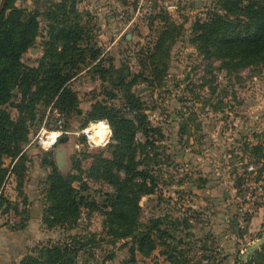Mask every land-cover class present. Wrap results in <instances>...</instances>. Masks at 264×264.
<instances>
[{"label": "rangeland", "instance_id": "rangeland-1", "mask_svg": "<svg viewBox=\"0 0 264 264\" xmlns=\"http://www.w3.org/2000/svg\"><path fill=\"white\" fill-rule=\"evenodd\" d=\"M224 1L10 0L6 16L14 9L37 16L38 34L21 62L36 69L39 84L15 88L0 106L25 137L19 156L3 159L0 264L65 243L76 248V264H264V244L249 253L264 236V59L233 60L196 41L214 13L246 23ZM55 50L64 57L55 73L69 76L64 88L72 95L62 104V90L54 94L45 82L56 75L47 57ZM55 109L64 114L62 128L53 123ZM100 111L105 118L93 116ZM118 118L132 122L137 169L156 185L139 203L140 230L160 220L167 236L153 232L149 256L105 225L115 189L95 170L99 159L113 158L110 119ZM93 125L102 126L100 135ZM58 130L55 145L39 143ZM55 173L84 199L75 222L51 213Z\"/></svg>", "mask_w": 264, "mask_h": 264}, {"label": "trees", "instance_id": "trees-1", "mask_svg": "<svg viewBox=\"0 0 264 264\" xmlns=\"http://www.w3.org/2000/svg\"><path fill=\"white\" fill-rule=\"evenodd\" d=\"M224 3H226L224 8L227 12L234 14V10L243 11L246 23L241 25L238 22L237 24L236 22L240 21L238 18L225 21L214 13L209 22L199 25L200 34L196 36L197 43L201 47L210 43L220 53L223 52L233 60L254 62L257 59H264V0L260 2L248 0L244 7L240 6V2L225 0ZM9 5L10 0H7L5 11ZM5 11L0 14V106L11 100L12 91L15 88H25L28 91L34 82L39 84L38 79L31 75L36 73V69L24 66L21 62L22 55L33 45L38 34L37 16L26 15L21 9H14L6 16ZM244 29H246L245 33H242ZM221 35L223 38L219 39ZM74 36L71 34L69 41ZM167 39L168 31L166 30L155 45L156 53L163 49ZM47 57L51 60L49 72L56 75L51 77L50 74V78L48 77L45 82L50 92L54 94L62 90L58 98V103L62 104L67 96H72L70 91L64 88L69 76L61 72L55 73L54 70L64 57L56 54V50L50 52ZM105 115L106 113L100 111L93 116L105 118ZM110 123L117 142L112 152L113 158L99 159L95 170L115 189L113 194L107 195V207H105L107 209L104 211L107 218L105 225L110 234L117 238L132 237L134 247L144 256H149L157 247L153 232L160 233L161 239L167 236L166 232L160 229L163 224L160 220L154 221L153 226H150L147 231L140 230L139 203L143 196L155 192L156 185L153 181L149 183L148 174L145 175L137 169L135 146H133L135 128L132 122L118 118L117 121L110 119ZM145 132L148 133V130ZM24 138L21 128L12 122L8 112L0 109V190L8 174L3 159L12 157L15 160L21 154L20 145ZM133 162L136 167H130L129 164ZM16 167L17 164L13 170ZM114 168L124 170L125 177L115 174ZM49 191L54 201L51 207L52 215L56 217L64 215L75 222L79 217L84 199L78 197L77 190L72 186V180L63 179L60 174L55 173ZM38 254L37 257L30 256L24 259L20 264H76L77 251L70 243L43 247Z\"/></svg>", "mask_w": 264, "mask_h": 264}, {"label": "built area", "instance_id": "built-area-1", "mask_svg": "<svg viewBox=\"0 0 264 264\" xmlns=\"http://www.w3.org/2000/svg\"><path fill=\"white\" fill-rule=\"evenodd\" d=\"M53 114H55V118L52 119L53 120V123L56 125V127L58 128H62L63 127V123H64V114L61 113L59 110L55 109L53 111ZM58 133L59 134V137H55L54 141H52L53 139L49 138V136L52 134V133ZM88 132V131H86ZM63 134V132H61L60 130L58 131H52V132H49V134H47L45 137H41L39 143L41 144H47L48 146H53L57 143V141L60 139V136ZM48 139V141H46Z\"/></svg>", "mask_w": 264, "mask_h": 264}, {"label": "water", "instance_id": "water-1", "mask_svg": "<svg viewBox=\"0 0 264 264\" xmlns=\"http://www.w3.org/2000/svg\"><path fill=\"white\" fill-rule=\"evenodd\" d=\"M6 4H7V0H2L1 6H0V14L5 11ZM61 158H62V154L58 153V160L61 161ZM262 244H264V236L260 240L256 241L254 244L251 245L249 249V253H252L254 250L258 249Z\"/></svg>", "mask_w": 264, "mask_h": 264}, {"label": "bare ground", "instance_id": "bare-ground-1", "mask_svg": "<svg viewBox=\"0 0 264 264\" xmlns=\"http://www.w3.org/2000/svg\"><path fill=\"white\" fill-rule=\"evenodd\" d=\"M101 129H102V126H100V125H94V127L92 126V130H93V132L95 133V135L97 134V135H100L101 134ZM55 137H59V134L58 133H52L50 136H49V138H51V139H53L52 141H54L55 139Z\"/></svg>", "mask_w": 264, "mask_h": 264}]
</instances>
